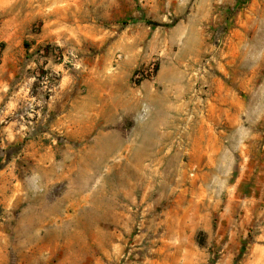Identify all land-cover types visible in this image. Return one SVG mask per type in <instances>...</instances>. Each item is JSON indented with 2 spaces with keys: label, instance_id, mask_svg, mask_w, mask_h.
<instances>
[{
  "label": "rangeland",
  "instance_id": "1",
  "mask_svg": "<svg viewBox=\"0 0 264 264\" xmlns=\"http://www.w3.org/2000/svg\"><path fill=\"white\" fill-rule=\"evenodd\" d=\"M0 264H264V0H0Z\"/></svg>",
  "mask_w": 264,
  "mask_h": 264
},
{
  "label": "built area",
  "instance_id": "2",
  "mask_svg": "<svg viewBox=\"0 0 264 264\" xmlns=\"http://www.w3.org/2000/svg\"><path fill=\"white\" fill-rule=\"evenodd\" d=\"M57 56H58V59H63V63H66V62H69L68 60H70L71 57H73V54H67V53H59L58 50L55 51ZM150 72H147V73H150V76L153 77V73H154V68L152 67L150 70ZM146 73V74H147ZM143 77V74L141 73V71H139L136 75V78L140 79ZM42 80H43V83L47 86L48 82H49V75L45 76V77H42ZM49 92H52L53 89L50 88L48 89Z\"/></svg>",
  "mask_w": 264,
  "mask_h": 264
},
{
  "label": "crops",
  "instance_id": "3",
  "mask_svg": "<svg viewBox=\"0 0 264 264\" xmlns=\"http://www.w3.org/2000/svg\"><path fill=\"white\" fill-rule=\"evenodd\" d=\"M108 119L103 117V116H96V115H92V123L94 124H102L103 122L107 121Z\"/></svg>",
  "mask_w": 264,
  "mask_h": 264
}]
</instances>
